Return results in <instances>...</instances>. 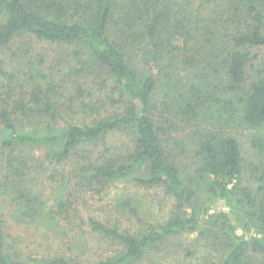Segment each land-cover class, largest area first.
<instances>
[{"label": "trees", "instance_id": "obj_1", "mask_svg": "<svg viewBox=\"0 0 264 264\" xmlns=\"http://www.w3.org/2000/svg\"><path fill=\"white\" fill-rule=\"evenodd\" d=\"M183 1L0 0V194L14 202L16 219L46 226L66 211L69 181L51 206L29 173L73 160L74 168L58 175L77 188L131 181L175 199L168 219L133 234L89 219L93 233L120 247L91 264H140L169 237L195 232L222 253L219 264H264V160L244 166L230 132L248 130L264 152V0ZM26 39L71 48L81 66L66 76L80 94L91 73H104L116 93L112 113L100 116L94 102L72 97L91 121L66 120L65 79L45 71ZM179 130L187 141L175 136ZM110 133L126 137L130 151L94 158ZM176 148L192 151L191 172ZM219 201L229 211L209 213ZM0 264L80 263L20 260L0 221Z\"/></svg>", "mask_w": 264, "mask_h": 264}, {"label": "rangeland", "instance_id": "obj_2", "mask_svg": "<svg viewBox=\"0 0 264 264\" xmlns=\"http://www.w3.org/2000/svg\"><path fill=\"white\" fill-rule=\"evenodd\" d=\"M179 2L184 4L183 0ZM185 2H189L194 7L199 3L198 0H185ZM23 42L29 43L33 55H42L46 72H58L59 80L65 79V83H62L65 91H62L64 96L61 102L63 117L66 120L79 124L91 121V118L81 113L79 101L73 104L69 102L72 97L94 102L100 110V116L112 113L113 106L109 97L113 95L115 98L116 93L112 92V81L104 73L99 76L91 73L88 76V82L82 84L80 94L75 87L70 86L68 82L70 79L66 76L69 69L81 66L80 61L73 59L70 47L38 42L34 39H26ZM4 60L6 63L7 58ZM0 80H2L1 77ZM72 107L73 110H71ZM230 132L240 144L244 166L255 165L264 160V152H259L249 141L251 132L238 128ZM176 133L178 135L175 134V136L179 140L187 141L185 131L179 130ZM187 144L190 145V142ZM130 149V143L126 137L120 133H110L104 143L99 142L94 147L93 156L99 158L105 155H126ZM177 154L182 165L191 172L195 163L192 151L185 153L178 149ZM74 159L80 160L77 157ZM74 166L73 160L57 167L46 164L43 168L30 170L31 185L47 205L54 206L55 198L59 196L56 189L69 181L63 194V197L68 200V208L66 211L55 214L52 225H34L16 219L14 202L7 195L0 194V221L11 249L20 260H42L62 256L72 263L80 264L103 261L116 255L120 247L101 235L93 233L88 225L89 219L133 234L143 230L147 225L164 222L175 209V199L159 187L145 188L131 181H115L103 188L97 187L91 190L77 188L73 180H68L65 175H58L62 171L67 173ZM201 208L203 209L204 206ZM214 211H229V208L223 201H219L211 204L209 213ZM198 214L203 221L207 219L202 212ZM239 232L237 236L244 235L240 229L236 231V234ZM244 237L248 238L249 235ZM221 254L205 238H200L198 232L185 233L169 237L158 249L148 250L140 264H219Z\"/></svg>", "mask_w": 264, "mask_h": 264}, {"label": "water", "instance_id": "obj_3", "mask_svg": "<svg viewBox=\"0 0 264 264\" xmlns=\"http://www.w3.org/2000/svg\"><path fill=\"white\" fill-rule=\"evenodd\" d=\"M221 204H223V203H221ZM240 234V232L239 233H237V235H239Z\"/></svg>", "mask_w": 264, "mask_h": 264}]
</instances>
